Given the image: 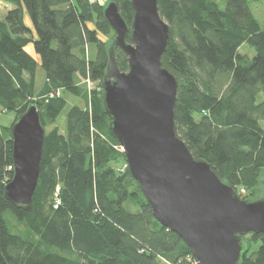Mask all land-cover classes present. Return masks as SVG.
<instances>
[{"label": "trees", "instance_id": "16d2710c", "mask_svg": "<svg viewBox=\"0 0 264 264\" xmlns=\"http://www.w3.org/2000/svg\"><path fill=\"white\" fill-rule=\"evenodd\" d=\"M3 1L13 7L0 19V115L15 116L10 124L0 122V264H197L186 242L154 217L110 128L101 88L113 31L105 5ZM114 1L131 26L130 0ZM158 3L170 33L162 65L178 80L176 131L242 198L255 199L264 188V25L248 0H226L224 8L217 0ZM24 8L46 70L38 95ZM245 44L255 49L253 56L241 52ZM116 59L128 70L120 47ZM81 80L98 81L100 89ZM71 96L80 101H73L62 129L57 120ZM33 103L45 138L32 207L25 210L6 198L5 185L13 177L12 124ZM8 212L19 232L11 230ZM241 244L238 264H264V233L242 235Z\"/></svg>", "mask_w": 264, "mask_h": 264}, {"label": "water", "instance_id": "95a60500", "mask_svg": "<svg viewBox=\"0 0 264 264\" xmlns=\"http://www.w3.org/2000/svg\"><path fill=\"white\" fill-rule=\"evenodd\" d=\"M130 2L131 26L114 0L104 8L114 32L101 83L110 128L154 217L186 242L197 264H238L241 236L264 233V196L242 198L178 135V80L161 61L170 42L169 25L158 0ZM117 47L128 58V70L118 66ZM11 134L13 177L5 185V196L27 210L38 184L45 138L35 103L14 121Z\"/></svg>", "mask_w": 264, "mask_h": 264}, {"label": "rangeland", "instance_id": "374dc122", "mask_svg": "<svg viewBox=\"0 0 264 264\" xmlns=\"http://www.w3.org/2000/svg\"><path fill=\"white\" fill-rule=\"evenodd\" d=\"M98 1H100L102 4H104L106 6L112 0H98ZM217 1L220 3L222 8H224L226 6V0H217ZM248 1H249L250 8L253 11V13L255 14V16L257 17V19L259 20V22L262 25H264V1H262V0H248ZM12 7H13V5H11L10 3H7L3 0H0V19H3L6 15L7 11L9 9H11ZM24 21L33 31L32 35H33L34 40L31 41L26 46V49L37 60V66H36V72H35V78H34V93H35V95H38L40 92H42L44 90L47 77H46V70L42 66L40 54L37 52V50L35 48V44H34V41L38 38L37 30L34 26V23L32 21L30 14L26 8H24ZM113 34H114V32L112 31L111 37L109 40H111ZM100 35L103 37V35L101 33H100ZM240 50H241V52H247V51L250 52L251 56H253L255 54V49L250 48L248 46V44L243 45L240 48ZM82 82L86 83L88 88L98 87L100 89V85H99L100 83L98 81L93 82L90 80V81H82ZM61 94H64V92L62 90L58 93V95H61ZM262 99H264V93H261L259 96V100H262ZM73 101H80V100L75 99L74 97L71 96L70 101L67 103V105L64 107V109L62 110L61 114L58 117L57 123L62 129H64L66 126V114H67L68 109L72 106ZM14 116H15V113L13 111H10L8 113L2 112L0 115V122L2 124H10L12 122ZM262 125L264 126V120H262ZM263 196H264V188H262V190L260 191V194L256 198L263 197ZM6 219L8 221V224H9L11 230L13 232H19L14 227L15 223H16L15 216L12 213L8 212L6 214ZM242 243H243V245H246V237H244L242 239Z\"/></svg>", "mask_w": 264, "mask_h": 264}, {"label": "built area", "instance_id": "2783aa9c", "mask_svg": "<svg viewBox=\"0 0 264 264\" xmlns=\"http://www.w3.org/2000/svg\"><path fill=\"white\" fill-rule=\"evenodd\" d=\"M120 147L123 149V146L122 145ZM59 192H60V186L57 187L56 193H55V205L56 206H58L60 204V202H61L60 197H59ZM241 192L242 193H245L246 190L243 188V189H241Z\"/></svg>", "mask_w": 264, "mask_h": 264}]
</instances>
